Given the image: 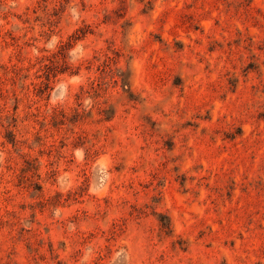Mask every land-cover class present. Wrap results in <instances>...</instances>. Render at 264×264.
Here are the masks:
<instances>
[{
  "label": "rangeland",
  "instance_id": "374dc122",
  "mask_svg": "<svg viewBox=\"0 0 264 264\" xmlns=\"http://www.w3.org/2000/svg\"><path fill=\"white\" fill-rule=\"evenodd\" d=\"M0 264H264V0H0Z\"/></svg>",
  "mask_w": 264,
  "mask_h": 264
}]
</instances>
